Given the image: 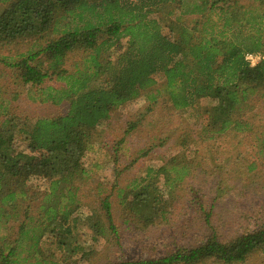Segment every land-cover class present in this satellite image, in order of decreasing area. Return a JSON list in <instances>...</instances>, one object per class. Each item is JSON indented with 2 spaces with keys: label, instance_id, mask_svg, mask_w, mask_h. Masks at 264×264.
<instances>
[{
  "label": "trees",
  "instance_id": "1",
  "mask_svg": "<svg viewBox=\"0 0 264 264\" xmlns=\"http://www.w3.org/2000/svg\"><path fill=\"white\" fill-rule=\"evenodd\" d=\"M0 5V47L33 42L14 57L0 55V62L16 69L32 91L29 97L66 106L60 115L33 122L21 117L22 122L0 102L7 112L0 121V264H69L102 239L118 254L105 264H245L264 253L262 224L230 238L212 230L198 244L177 245L164 254L126 255L124 232L143 241L141 231L175 207L171 181L179 185L191 175V163L175 162L177 157L148 166L141 179L118 193L121 229L109 193L95 194L94 205L77 193L87 174L82 159L96 143L95 128L159 81L161 88L149 100L163 94L174 110L208 102L194 112L201 138L250 129L246 113L251 97L264 87V59L250 65L245 56H264V0H0ZM136 124L127 122V131ZM182 131L179 145L191 141L190 130ZM19 139L28 152L18 149ZM149 149H140L128 165ZM117 160L114 154L113 163ZM122 172L115 171L112 186ZM35 176L48 187L35 191L38 205L32 211L27 181ZM197 194L210 227L212 206L206 210L200 203L204 194ZM80 222L92 231L88 241H79Z\"/></svg>",
  "mask_w": 264,
  "mask_h": 264
},
{
  "label": "rangeland",
  "instance_id": "2",
  "mask_svg": "<svg viewBox=\"0 0 264 264\" xmlns=\"http://www.w3.org/2000/svg\"><path fill=\"white\" fill-rule=\"evenodd\" d=\"M2 7L0 5V10ZM12 42L0 47V55L14 57L17 52L26 51L33 45L31 40ZM160 85L161 81L134 100L114 109L110 118L95 128L97 138L94 150L82 159L87 174L78 186V196L84 204L94 205L95 194L104 196L109 193L113 220L120 229L123 227V211L118 193L122 196L126 185L141 179L148 166L156 167L163 163V158L177 157L175 162L191 163V175L185 177L182 184L171 181L170 187L177 197L175 207L168 209L164 217H157L153 226L141 231L144 240L136 233H123V248L131 258L164 254L177 245L198 244L212 230L230 238L264 224V87L251 97L253 106L246 113L250 124L248 131L203 139L194 112L208 102L202 100L194 107L174 110L163 94L157 95L154 100L148 99L149 93L161 88ZM28 86L20 81L14 67L0 62V102L8 103V114L19 116L18 120L22 122L24 119L21 117L33 122L40 117L64 113L66 106L63 104L31 98L33 95L32 91L28 92ZM6 111L0 109V121L7 115ZM127 122L137 124L127 131ZM183 129L190 130L191 141L186 138L185 142H189L179 145L176 141ZM16 144L18 149L28 152L24 141L19 139ZM142 148H150L146 157L129 166L131 159L138 152L142 153ZM114 154L118 157L115 163ZM120 170L123 172L116 185L112 186L115 171ZM27 185L32 198L35 191L46 190L48 182L35 176L27 181ZM199 190L207 202L201 199L200 203L206 210L212 206L210 227L205 224L198 207ZM30 204L33 211L38 205L36 197L31 199ZM77 232L79 241H88L92 236V231L83 222L78 224ZM89 251L86 256L77 253L69 264H105L118 255L111 242L104 239L91 246ZM245 264H264V253L252 255Z\"/></svg>",
  "mask_w": 264,
  "mask_h": 264
},
{
  "label": "built area",
  "instance_id": "3",
  "mask_svg": "<svg viewBox=\"0 0 264 264\" xmlns=\"http://www.w3.org/2000/svg\"><path fill=\"white\" fill-rule=\"evenodd\" d=\"M245 59L249 62L250 65H254L259 60L264 59V56L259 53H247Z\"/></svg>",
  "mask_w": 264,
  "mask_h": 264
}]
</instances>
